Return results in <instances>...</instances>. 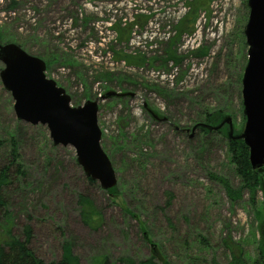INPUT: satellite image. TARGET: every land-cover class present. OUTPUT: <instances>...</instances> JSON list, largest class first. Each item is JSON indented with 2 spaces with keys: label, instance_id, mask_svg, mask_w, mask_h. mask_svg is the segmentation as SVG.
<instances>
[{
  "label": "rangeland",
  "instance_id": "374dc122",
  "mask_svg": "<svg viewBox=\"0 0 264 264\" xmlns=\"http://www.w3.org/2000/svg\"><path fill=\"white\" fill-rule=\"evenodd\" d=\"M248 2L0 0V29L7 34L2 44L17 42L45 61L47 77L66 91L74 107L109 92L135 94L99 103L101 145L122 193L114 197L99 184H89L72 147L55 146L50 137L48 145L44 126L17 119L14 100L0 79V142L20 131L26 171L7 195L10 212L16 233L30 222L28 217L32 220L31 248L39 258L57 261L63 246L71 243L82 264L103 256L122 264L123 257L149 258L154 249L150 239L172 264H231L226 242L242 244L248 264H264V188L255 206L248 192L232 203L210 178L223 176L241 186L227 146L215 142L202 152L192 128L201 108L221 107L228 112L225 118L232 119L234 134L244 130L242 78L248 46L244 48L242 31ZM196 5L201 10L194 28L181 33ZM171 42L180 66L166 63ZM199 48L209 49L208 56L193 53ZM126 58L130 63L122 61ZM145 106L168 120L154 121ZM8 152L3 146L0 155ZM80 194L101 214L98 228L84 223Z\"/></svg>",
  "mask_w": 264,
  "mask_h": 264
},
{
  "label": "water",
  "instance_id": "95a60500",
  "mask_svg": "<svg viewBox=\"0 0 264 264\" xmlns=\"http://www.w3.org/2000/svg\"><path fill=\"white\" fill-rule=\"evenodd\" d=\"M248 6L250 14L244 31L248 61L242 78L244 130L234 136L231 117L218 127L208 128L219 130L228 125L230 138L245 142L252 168L260 170L264 168V0H249ZM0 62L4 65L0 79L14 100L17 119L46 127L53 145L72 147L85 175L103 190L116 187V171L101 145L99 103L135 94L109 92L95 101L74 107L66 91L47 77L45 61L28 54L19 45L0 43ZM155 118L164 121L157 115Z\"/></svg>",
  "mask_w": 264,
  "mask_h": 264
},
{
  "label": "trees",
  "instance_id": "16d2710c",
  "mask_svg": "<svg viewBox=\"0 0 264 264\" xmlns=\"http://www.w3.org/2000/svg\"><path fill=\"white\" fill-rule=\"evenodd\" d=\"M192 10L195 13V16L192 19H189V17H187L183 21L182 25L180 26L181 33L183 31L186 32V29L189 30V32L192 31L197 20L196 13L201 10V6L196 5L192 8ZM244 31L245 29L243 28L242 34L243 38L245 39ZM6 36L7 34L0 29V43L5 42ZM244 39L243 44L244 48H246L247 43L244 41ZM18 45L20 44L18 43ZM174 45L175 44L173 42L169 44V47L166 51V63L168 64L169 62H173L176 66H180L181 58L178 57L177 50L173 49ZM193 53H198V56L202 58L208 56L209 49L199 48L193 51ZM139 60L140 59L134 61L138 62ZM122 61L130 63L127 58L126 60ZM130 65L135 67V65L137 64L131 63ZM240 85L241 76L239 78V88ZM220 87H222V85ZM124 93H126V91H124ZM126 98L128 97H112L110 100L124 101ZM145 110L154 121L161 122L160 120L155 118V115H157L164 121L168 120L166 119V117L163 118L161 114L155 112L153 109L145 107ZM226 115H228V112L221 107L219 109H210L208 107L201 108L199 114L196 116L195 120H193L194 125L192 128L194 131V127L198 125L200 127L198 126V128L193 133H198L199 135V148L202 150V152L207 147V144H214L215 142L219 144L224 143L227 146L229 161L233 165L235 173L240 179L241 186L239 188L234 187L230 180L223 176L211 174L210 178L214 181H217L221 185L232 203L241 202L243 200L244 192H248L250 195V202L253 204V206H255L258 191L264 188V168L260 170H254L252 168L249 159V149L246 146L245 142L237 138H230L229 134L226 133V126L219 130H210L208 128L220 126L221 123L226 119ZM43 129V131H45L44 139L46 140L48 145H51L52 143L49 140L47 129H45L44 127ZM182 131L187 133V131L184 129H182ZM5 141L6 143L2 141L0 142V151L3 146H7V148L9 149L7 155H0V264H82L80 259L74 254L73 246L71 243H66L63 246L62 256L57 261L46 262L43 259L39 258L31 248V244L34 239V230L33 226L30 223L32 221L30 220V217H28L30 222L23 225L22 230L19 233L15 232V223L10 212V200L8 199L7 195L13 185H17L18 182L20 180H23V178H25L26 176L23 159L20 152L22 145V136L20 135V131L16 129L14 132L9 133L8 139H6ZM42 145H44L43 142ZM52 149L56 150L57 147L52 146ZM50 161L51 159H49V162ZM86 179L90 185L98 186V183L91 178H88L86 176ZM105 192L114 197L122 194L120 192L119 184H117L116 187ZM78 204L81 207V217L84 223L88 226L98 228L102 224L103 219L101 214L97 212L94 202L88 196L80 194L78 196ZM168 206L169 204H167V207ZM96 217H98L99 220H96ZM143 231L146 233L144 229ZM199 237L201 238L202 242H204L206 247H208L207 239L202 236ZM148 242L154 248L152 255L149 258L136 260L131 257H123L119 261L122 264H172L168 260H166L163 255H161L160 250L157 249L156 245L152 244V240L148 239ZM226 248L228 249L232 257L231 264H248L246 260L245 249L242 244L236 242H226ZM261 250L264 254V249L261 248ZM91 264L117 263L112 262L108 256H103L93 260ZM212 264L219 263L213 260Z\"/></svg>",
  "mask_w": 264,
  "mask_h": 264
}]
</instances>
